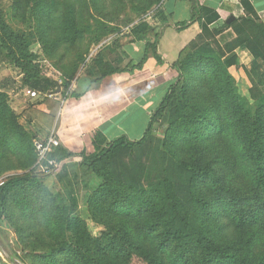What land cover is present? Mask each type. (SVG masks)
<instances>
[{
    "label": "trees",
    "instance_id": "1",
    "mask_svg": "<svg viewBox=\"0 0 264 264\" xmlns=\"http://www.w3.org/2000/svg\"><path fill=\"white\" fill-rule=\"evenodd\" d=\"M161 5L10 0L6 10L0 6V61L20 72V87L41 93L53 91L58 79L64 93L89 53L84 39L98 44L120 33L107 23L126 8L138 14L126 24L132 40L152 39L143 57L123 69L97 52L95 83L140 69L149 53L162 60L159 30L143 19L147 14L176 30L200 24L171 65L176 76L139 139L107 140L96 132L91 153L59 143L47 154L59 165L51 174L63 193L44 185L35 163L37 132L18 123L0 90V175L30 168L0 185V225L16 234L21 252L14 254L23 264H264L263 78L255 66L246 69L249 99L231 72L241 67L240 50L264 60V23L249 0H242L245 15L229 23H219L218 13L198 0H191L188 20L172 23Z\"/></svg>",
    "mask_w": 264,
    "mask_h": 264
},
{
    "label": "crops",
    "instance_id": "2",
    "mask_svg": "<svg viewBox=\"0 0 264 264\" xmlns=\"http://www.w3.org/2000/svg\"><path fill=\"white\" fill-rule=\"evenodd\" d=\"M198 1L218 13L219 23L227 20L229 16L236 18L245 15L242 0ZM249 2L264 23V0ZM165 14L172 23L188 20L191 15V0H168ZM143 19L153 25L155 31L159 30L156 49L161 61L149 53L140 69L114 73L100 83H95L100 73L93 61L94 54L80 65L64 93L61 88L59 93H41L33 87H20V90L10 97V107L17 115L22 110L39 109L41 112L38 113L48 121L46 127L42 125L39 128L37 137L45 139L54 134L60 144L74 153H91L92 138L96 132H100L107 140L120 135H126L131 140L139 139L151 114L159 106L167 87L176 76L171 65L177 61L180 51L200 33L198 22L176 30L173 25L162 26L158 17L151 16L148 19L144 16ZM128 31L126 28L123 33L110 35L104 40V44L92 45V51H101L103 61L110 63L114 68L123 69L130 61L138 62L143 57L146 39L151 40L152 35H148L144 40L133 41ZM239 54L241 65L244 64L247 68L255 66L258 69L263 78L264 90V60H253L245 50H240ZM15 74L12 78L19 79L20 72ZM25 88L35 90L39 95L43 94L37 106L22 102L18 98ZM240 93L246 96L245 93ZM22 96L26 101L32 100ZM43 112L45 114H42Z\"/></svg>",
    "mask_w": 264,
    "mask_h": 264
},
{
    "label": "rangeland",
    "instance_id": "3",
    "mask_svg": "<svg viewBox=\"0 0 264 264\" xmlns=\"http://www.w3.org/2000/svg\"><path fill=\"white\" fill-rule=\"evenodd\" d=\"M9 5H10V0H0V6L3 10H6L9 7ZM137 19H138V14H134L132 11L131 12L129 11V8H126L125 11L119 16V18L116 19V21L108 22L107 24L112 25V26H117L118 28L121 29L120 32L123 33L126 31L127 22L130 21L131 23H133ZM13 27L18 29L17 26H13ZM112 34L115 35V34H118V32L111 33L110 35H112ZM25 38H26L27 44L29 45L31 50L36 52V53L41 54V49L39 47V44L37 43V40H36V37L34 36V34L30 31H25ZM228 38H230V37H227L226 39H228ZM104 40H102L100 43H98L96 45L100 46L104 42ZM88 41H89V37H86L83 41V45H86L84 47H86V48H88V46L90 47L86 62L88 61V58H90L94 54H95L94 55V58H95L96 53L99 52V51L95 52V50L92 51V45H94V44H91V43L89 44ZM244 59H246V58H244ZM250 68H252V67L250 66L249 68H247L243 64V65H241V67H238L237 69H232V71H231L233 76L235 77L239 92L245 93L246 97L249 99H251L250 93H249V89L251 87V82L249 81L248 76L246 74V69L248 70ZM14 75H16L15 71L11 70L5 63H2L0 61V90H2L4 93L7 94L8 104L10 101V97H12V95H14V93L16 91L20 90L21 82H17L18 80L20 81V79H18V78H17L18 80L13 79L12 76H14ZM53 78L57 79L56 77H53ZM57 85H59L58 82H57L56 86ZM55 89H53V91ZM20 94H22V92H20ZM22 95L19 96L18 98H20L22 102H27V104H32V106H37L36 104L40 103V99L43 96V94H41V95L38 94L36 97H33L32 100L28 99L26 101L25 97H23ZM21 112L18 115H16L17 121L19 124H21L23 126V128L26 131L33 133V132H38L39 128L42 127V125H45V127H46V122L48 121V119L44 118L40 113H38V112H41V111H39V109L33 108L32 110L23 111L22 113ZM42 114H45V113L43 112ZM162 134L163 133L161 130H157V134H156L157 136L161 137ZM40 138L41 137H37V139H40ZM14 162H17V161L13 160L12 163H14ZM35 163H34V165H35ZM29 170H30V168L29 169H22V168H18V167L16 169L6 170L0 175V181L4 180L5 178H7L9 176H12L15 174H22V173H25ZM42 180H43L44 185L47 186L48 188H51L52 191H58V192L63 193L64 184L56 182L55 176L53 174H46L45 176H42ZM0 245L3 249H5L7 251L8 254H10V253L14 254L15 253L14 249L19 250L18 244H17L16 234L12 230L8 229V227H5L4 225H0ZM10 256H12V255L10 254Z\"/></svg>",
    "mask_w": 264,
    "mask_h": 264
},
{
    "label": "built area",
    "instance_id": "4",
    "mask_svg": "<svg viewBox=\"0 0 264 264\" xmlns=\"http://www.w3.org/2000/svg\"><path fill=\"white\" fill-rule=\"evenodd\" d=\"M168 0H162L161 8L165 9L166 4ZM146 18H151V13L147 14ZM58 86L61 84V80L58 79ZM24 96H27L28 98L36 97L39 92L35 90H31L29 88H25L22 91ZM59 140L54 136V134H51L45 139H36L34 142V146L37 153V162L36 165H38L39 170L43 174H51L53 168H57L59 165L54 160H47V154L52 151L54 147H57L59 145ZM44 161H47L44 163ZM2 184V181H0V185ZM14 252L16 255L20 254V251L17 249H14ZM10 254L13 256H10ZM8 254L5 249H3L0 245V264H23L16 255L13 253Z\"/></svg>",
    "mask_w": 264,
    "mask_h": 264
},
{
    "label": "water",
    "instance_id": "5",
    "mask_svg": "<svg viewBox=\"0 0 264 264\" xmlns=\"http://www.w3.org/2000/svg\"><path fill=\"white\" fill-rule=\"evenodd\" d=\"M234 20V16H229V18L226 20L228 23ZM60 92V86L57 85L56 89L54 90V93ZM21 264V263H18Z\"/></svg>",
    "mask_w": 264,
    "mask_h": 264
}]
</instances>
